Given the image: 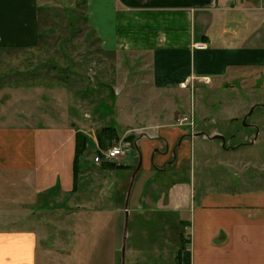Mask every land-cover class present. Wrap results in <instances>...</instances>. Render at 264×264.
<instances>
[{
	"label": "crops",
	"instance_id": "obj_1",
	"mask_svg": "<svg viewBox=\"0 0 264 264\" xmlns=\"http://www.w3.org/2000/svg\"><path fill=\"white\" fill-rule=\"evenodd\" d=\"M95 1V20L107 27L101 39L104 52L146 59L156 90L234 83L244 72L264 69V0ZM41 8L40 0H0V264H37V232L18 219L35 214L52 197L69 198L78 186L90 192L96 185L100 194L126 177L127 198L138 213L172 214L185 230L179 264H264L262 181L253 180L258 188L247 192L219 190L218 181L214 185L201 168L211 166L202 146L208 145L218 164L229 168L226 155L247 146L244 142L226 147L217 132L157 124L132 139L134 160L124 155L116 165H101L83 152L75 161L76 133L85 136L88 148L94 123L84 119V101H76L65 86L42 84L35 72L30 77L25 69L5 72L2 64L12 52L37 49ZM200 44L205 48L196 49ZM176 118L168 113L151 120ZM178 119L183 123L184 118ZM108 127L114 139L135 136L133 127L126 134L115 122ZM245 127L239 134L243 140L248 132L260 133L255 123ZM215 135L223 140L212 139ZM109 177L115 178L111 184ZM249 184L242 181L239 188Z\"/></svg>",
	"mask_w": 264,
	"mask_h": 264
},
{
	"label": "rangeland",
	"instance_id": "obj_2",
	"mask_svg": "<svg viewBox=\"0 0 264 264\" xmlns=\"http://www.w3.org/2000/svg\"><path fill=\"white\" fill-rule=\"evenodd\" d=\"M40 1L39 46L25 54L12 52L4 57L2 64L5 72L25 69L29 77L37 73L42 84L65 86L76 101H84L87 115L84 119L94 121L84 158L94 163L96 156L103 157L109 148L117 146L123 147L124 155L134 160L136 150L132 148V139L149 132L148 126L189 125L191 128L192 125L195 130L224 135L226 147H236L242 142L247 145L226 155L229 168L218 164V155H210L208 145L200 148H204L201 153L208 151L204 156L211 160L210 167L201 168L214 185L218 181L219 190L222 187L228 191L256 190L258 185L253 180H261L260 186H264V69L240 73L234 83H195L185 90H156L151 86L146 59H119L104 52L101 39L107 27L95 20V10L99 13V9L94 10L95 0ZM251 108L254 110L246 118ZM168 113L177 120H151ZM178 117L181 120L188 117L189 121L181 123ZM114 122L123 134L133 127L135 136L116 137L111 143L99 145L98 132ZM254 123L261 128L260 133L253 135L251 131L248 139L240 138L243 128ZM125 142L130 143L131 150ZM196 150L199 151L198 145ZM123 156L103 163L116 165ZM120 175V171L116 172L115 177L118 179ZM114 179L109 177L106 181L111 184ZM221 181L229 186L221 185ZM242 181L251 184L239 188ZM123 182L103 188L100 194L96 185L90 192L78 186L69 198L52 197V201L43 203L41 210L36 213L33 210L35 214L18 219L19 225L37 232V264H179L187 235L178 219L163 212L138 213L129 200L130 195L127 198L129 178Z\"/></svg>",
	"mask_w": 264,
	"mask_h": 264
},
{
	"label": "trees",
	"instance_id": "obj_3",
	"mask_svg": "<svg viewBox=\"0 0 264 264\" xmlns=\"http://www.w3.org/2000/svg\"><path fill=\"white\" fill-rule=\"evenodd\" d=\"M114 129L112 127H106L101 129L97 134V142L99 145H103L104 143H111L112 139H114ZM86 138L80 133H76V158L75 161H77V157L82 154L87 146H86Z\"/></svg>",
	"mask_w": 264,
	"mask_h": 264
},
{
	"label": "built area",
	"instance_id": "obj_4",
	"mask_svg": "<svg viewBox=\"0 0 264 264\" xmlns=\"http://www.w3.org/2000/svg\"><path fill=\"white\" fill-rule=\"evenodd\" d=\"M204 48H205V45H202V44L196 46V49H199V50H202ZM183 121L186 122L187 119L184 118ZM124 150L125 149H123V147L113 146L103 153V157L96 156L93 161L95 164H102L104 160L106 161L115 160L119 158L120 156L124 155V152H125Z\"/></svg>",
	"mask_w": 264,
	"mask_h": 264
},
{
	"label": "water",
	"instance_id": "obj_5",
	"mask_svg": "<svg viewBox=\"0 0 264 264\" xmlns=\"http://www.w3.org/2000/svg\"><path fill=\"white\" fill-rule=\"evenodd\" d=\"M253 110H254V108H251V111L248 113L247 116H250ZM212 139L223 140V137L220 136V135H215V136L212 137ZM126 205H127V203H126ZM126 205H125V207H126ZM127 215H128V212H127V210H125V216H127ZM126 221H127V218H126ZM123 255H124V247L122 248V258H123Z\"/></svg>",
	"mask_w": 264,
	"mask_h": 264
}]
</instances>
